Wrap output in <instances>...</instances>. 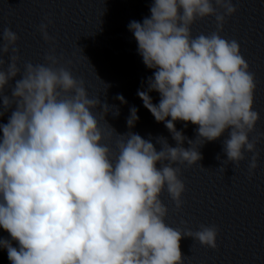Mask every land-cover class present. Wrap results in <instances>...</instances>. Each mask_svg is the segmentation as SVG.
I'll use <instances>...</instances> for the list:
<instances>
[{
	"label": "clouds",
	"instance_id": "9594fccd",
	"mask_svg": "<svg viewBox=\"0 0 264 264\" xmlns=\"http://www.w3.org/2000/svg\"><path fill=\"white\" fill-rule=\"evenodd\" d=\"M149 10L142 22L128 24L144 65L154 70L137 95L174 147L166 137L131 131L139 120L135 106L129 131L117 133L105 119L109 104L89 96L55 47L44 63L27 62L22 70L19 36L10 27L0 33V229L9 234L0 237V249L10 264H184L183 238L217 247L215 225L169 226L161 195L166 190L179 210L186 190L180 166L199 164L200 148L222 136L226 158L216 156L222 171L229 162L238 166L245 153L252 154L249 174L258 167L264 133L249 138L260 120L256 77L239 42L220 35L238 7L233 0H152ZM207 17L216 30L193 36V24ZM50 23L39 31L54 45ZM116 99L127 103L122 94ZM176 122L196 125L195 138ZM113 132L115 150L105 142Z\"/></svg>",
	"mask_w": 264,
	"mask_h": 264
}]
</instances>
